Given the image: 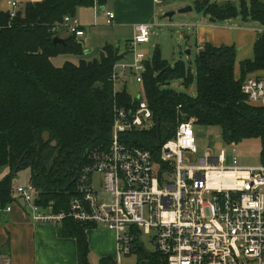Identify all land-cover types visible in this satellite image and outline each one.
Instances as JSON below:
<instances>
[{
  "label": "trees",
  "instance_id": "16d2710c",
  "mask_svg": "<svg viewBox=\"0 0 264 264\" xmlns=\"http://www.w3.org/2000/svg\"><path fill=\"white\" fill-rule=\"evenodd\" d=\"M106 1L26 2L19 14L18 4L13 7L7 1L8 10L0 6V170H9L0 179L1 205L11 199L16 173L28 169L31 183L40 190L41 203L51 202L56 213L68 211L90 150L106 146L110 139L114 104L129 109L141 99L153 112L154 125L132 131L127 138L150 150L155 159L161 145L174 138L178 125L193 118L196 124L219 126L228 144L259 139L264 164V107L250 104L241 91L246 77L264 74V30L257 33L252 58L239 62L238 76L234 45L203 44L196 56L194 95L167 87L180 78L187 88L193 77L182 63L168 64L156 49L153 57L144 60L143 95L133 98L125 83L116 91L111 81L113 66L125 56L116 45L105 44L99 58L65 61L60 66L52 62L58 55L83 53L74 34L60 35L65 30L63 18L75 16L80 6ZM196 8L216 20L241 14L264 26L261 0H250L248 6L244 0L239 6L202 0ZM55 36L64 42H54ZM61 222L59 234L77 240L78 264H89L85 229L93 225L71 218ZM142 256L146 259L142 264H161L156 252Z\"/></svg>",
  "mask_w": 264,
  "mask_h": 264
},
{
  "label": "built area",
  "instance_id": "2783aa9c",
  "mask_svg": "<svg viewBox=\"0 0 264 264\" xmlns=\"http://www.w3.org/2000/svg\"><path fill=\"white\" fill-rule=\"evenodd\" d=\"M9 2L17 6L16 1ZM105 13L106 23L112 24L113 12ZM62 25L66 33L83 34L74 16H65ZM149 34L150 25L138 26L128 43L133 60L115 63L113 85L126 73L142 82L148 57L136 46L147 42ZM241 91L250 104L264 107V74L246 77ZM193 123L191 118L178 125L174 138L161 145L157 160L127 138L132 131L154 125L146 101L141 99L129 109L114 104L110 139L106 146L90 150L68 211L54 212L51 202L43 205L40 190L29 181L16 184L13 192L28 203L36 222L71 218L112 229L118 258L137 251V233L143 230L151 236L161 264H264V164L227 166L221 150L217 155L207 151L198 164L189 165L190 159L183 155L196 153ZM94 173L100 179L94 180ZM98 183L107 200L96 191ZM3 210L10 211L11 206L0 207ZM0 264H10L9 257L0 253Z\"/></svg>",
  "mask_w": 264,
  "mask_h": 264
},
{
  "label": "crops",
  "instance_id": "0c3cea01",
  "mask_svg": "<svg viewBox=\"0 0 264 264\" xmlns=\"http://www.w3.org/2000/svg\"><path fill=\"white\" fill-rule=\"evenodd\" d=\"M7 1H16L18 4L17 10H20L24 7L26 2H37L40 0H2L0 6L4 10L9 9ZM198 1L202 0H169L168 3L166 0H163L161 4H156L154 0H107L104 4L95 3L92 6H80L78 7V9L80 8L78 15H76V13L74 17L78 20L83 34L75 37L81 42L83 53L81 55H58L56 56L58 58L60 56L65 57L63 61L59 59L60 62L57 63L54 61L55 57H53L52 62L55 66H60L65 61L77 62L79 59L91 60L98 58L96 57L98 55H96V53L99 51L98 53L100 54L105 44L116 45L119 49V41L123 39L126 41L124 46L125 50H119V52L125 53V56L119 62H130L127 60V53L131 51L130 49L127 51L128 41L133 39L139 25L157 24L156 18L159 14L158 11L161 10L162 7L182 8L191 6V11H193ZM208 1L217 3L234 2L233 0ZM106 11L113 12L114 14L112 24L106 23ZM191 11L185 13H191ZM196 12L198 14L201 13L202 20H204L203 22H205L206 18L210 17L203 11L198 10ZM239 18L242 19V23L245 27L244 25H238V33L235 38L241 42L242 38L249 34L251 36V41L249 43L252 51L251 56H253V46L257 39V33L259 30H264V26L255 21H251V23L257 24L251 27L249 25L250 21L248 19H243L242 16L239 17V15L222 21L215 20L214 22L209 21V23L205 22L200 24L198 37L199 40L201 39L202 44H200L198 48L201 49L205 43H212L214 45H234L231 41L235 38H232L230 31L237 27L233 22L239 20ZM105 28L110 29L108 38H104L105 42L93 40V37L101 33ZM66 34L65 30H60L61 36ZM136 51L143 53L147 57L144 52L138 49ZM237 71H239V67ZM28 181L31 182L30 178ZM15 185L16 184L12 183L13 187ZM13 190L14 188H12L11 191L10 201L3 205L0 204L1 208L8 205L11 206L10 211H0L1 255L9 257L10 264H78L77 240L73 236H62L59 234L62 222L34 221L32 219L33 212L31 208H29L28 203H25L23 199L17 197ZM101 229H98L96 226L85 229L89 249L87 254V261L89 264H102V261L112 259L114 248L112 247L106 250L104 240H108L110 243L112 242V244L115 243L117 251L116 233L109 229H105V227ZM104 233L107 236H102ZM92 256L100 258L99 262L96 263L92 261Z\"/></svg>",
  "mask_w": 264,
  "mask_h": 264
},
{
  "label": "rangeland",
  "instance_id": "374dc122",
  "mask_svg": "<svg viewBox=\"0 0 264 264\" xmlns=\"http://www.w3.org/2000/svg\"><path fill=\"white\" fill-rule=\"evenodd\" d=\"M171 1V0H170ZM237 6L240 4V0H233ZM248 6V2L250 0H244ZM264 1V0H262ZM168 3L169 0H166ZM2 3V2H1ZM166 5V3H165ZM181 7H162L161 10L158 11V15L156 18L157 24H150V34L149 40L145 43H140L136 47V50H140L144 52L148 58L153 57V54L156 49H158L168 64L173 66L176 63H182L187 71H190V74L193 77V80L188 85L187 88L182 84L181 79L177 78L169 82L167 87L176 92H186L190 95H194L196 92V56L199 52L198 46L201 43V39L198 37V29L199 25L202 23H209V17L206 18L205 22L202 20L201 13L198 14L196 11L197 8L194 7V10L188 13H179L178 9ZM80 9V8H79ZM79 9L77 8L75 14L78 15ZM174 11L175 13L170 17H164V14L167 11ZM242 15L239 14V17ZM249 25L252 27L257 24L251 23L252 20H249ZM242 19L235 20L233 23L237 25V27L231 29L230 34L232 38H235L238 33V25H244L242 23ZM81 23V22H80ZM259 26V25H258ZM245 27V25H244ZM108 33L110 34V29L105 28L101 33L95 35L93 40L97 42H105L104 38H108ZM69 34V33H67ZM251 36L245 35L242 38V41H238L237 38L232 40V44L236 47L237 52V60L235 61V72L238 76L239 71H237L239 67V62L248 58H251V47H250ZM119 50L124 51L125 48V39L120 40ZM129 43V41H128ZM97 51L96 57H100V54ZM65 57H55L54 61L59 63V59L63 61ZM127 60H133V53L129 51L127 53ZM125 83L126 90L133 97H139V95H143V86L141 83L136 82L135 77L129 73L115 82L114 88L116 91H120ZM193 132L195 136V146L196 153L191 154L188 152L184 153V157L190 159L189 165H196L199 163V158L207 151L213 152V154L217 155L221 150L225 152V165L227 166H239V167H257L262 164L260 159V150L261 143L259 139H249L243 140L235 145L225 143L222 139L221 130L219 126L216 125H201L193 123ZM158 165L153 163V169L157 170ZM9 170L1 169L0 170V179L3 178ZM168 175V174H165ZM30 178V172L28 169L20 170L16 173L15 177L12 180L14 184H22L28 181ZM93 179H100L99 173L93 174ZM13 188V186H12ZM96 191L99 195H102L104 200H107L109 197L106 194L102 193V189L100 184L95 185ZM30 213V211H29ZM53 223H58L53 222ZM98 229L105 227V229H109L107 226L98 224L96 226ZM102 230V229H101ZM113 231L112 229H109ZM102 236H107L105 233ZM136 245L138 247V251L131 253H122L118 258V254L116 253L115 243L112 244L108 240H104V246L106 250L110 248H114V255L109 259L106 263L102 261L103 264H142L146 259L142 256L143 253H152L155 249L153 242L151 240V236L140 230L137 233ZM140 248V249H139ZM98 257L92 256L91 260L98 263ZM101 263V262H100ZM147 263V262H146Z\"/></svg>",
  "mask_w": 264,
  "mask_h": 264
},
{
  "label": "water",
  "instance_id": "95a60500",
  "mask_svg": "<svg viewBox=\"0 0 264 264\" xmlns=\"http://www.w3.org/2000/svg\"><path fill=\"white\" fill-rule=\"evenodd\" d=\"M191 10H192V7L191 6H186V7H182L180 9H178V12L179 13H185V12L191 11ZM19 13H20V11L18 10L17 11V14H19ZM174 13H175L174 11H169V12L165 13L164 17L170 18ZM215 20L216 19H214L212 17H209V21L214 22ZM53 41L54 42H60V43H63L64 42L63 38L58 37V36L53 37Z\"/></svg>",
  "mask_w": 264,
  "mask_h": 264
}]
</instances>
